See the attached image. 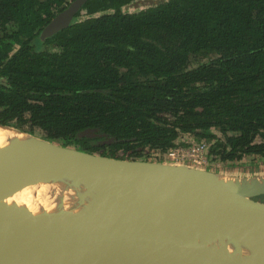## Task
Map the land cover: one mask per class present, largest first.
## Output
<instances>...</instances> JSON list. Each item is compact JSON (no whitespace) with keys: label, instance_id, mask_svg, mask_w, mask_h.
<instances>
[{"label":"trees","instance_id":"1","mask_svg":"<svg viewBox=\"0 0 264 264\" xmlns=\"http://www.w3.org/2000/svg\"><path fill=\"white\" fill-rule=\"evenodd\" d=\"M72 1L0 0L1 126L107 157L203 143L210 167L264 162V0H88L42 38Z\"/></svg>","mask_w":264,"mask_h":264},{"label":"water","instance_id":"2","mask_svg":"<svg viewBox=\"0 0 264 264\" xmlns=\"http://www.w3.org/2000/svg\"><path fill=\"white\" fill-rule=\"evenodd\" d=\"M87 1L70 2L41 37ZM15 131L30 143L0 152V264H264V175L95 155ZM65 187L87 190L80 214L15 203Z\"/></svg>","mask_w":264,"mask_h":264},{"label":"bare ground","instance_id":"3","mask_svg":"<svg viewBox=\"0 0 264 264\" xmlns=\"http://www.w3.org/2000/svg\"><path fill=\"white\" fill-rule=\"evenodd\" d=\"M30 143V138L25 134L10 130L0 126V152H8L15 148V146H25ZM77 200H87V190L81 188L65 187L60 190H53L50 188H43L36 192H29L24 196L15 200V203L27 208H50L55 212L65 211L66 213L78 215L83 207L77 208ZM249 259V256H247Z\"/></svg>","mask_w":264,"mask_h":264},{"label":"built area","instance_id":"4","mask_svg":"<svg viewBox=\"0 0 264 264\" xmlns=\"http://www.w3.org/2000/svg\"><path fill=\"white\" fill-rule=\"evenodd\" d=\"M164 157L172 161H190L198 166H207L206 145L199 143L188 148L175 147L171 149Z\"/></svg>","mask_w":264,"mask_h":264},{"label":"rangeland","instance_id":"5","mask_svg":"<svg viewBox=\"0 0 264 264\" xmlns=\"http://www.w3.org/2000/svg\"><path fill=\"white\" fill-rule=\"evenodd\" d=\"M36 136L40 137V133L36 132ZM207 159V158H206ZM162 161L163 162H169V163H185V164H191V165H196L190 161H172L166 157H162ZM207 167L212 166L211 164H209V161L207 160L206 163ZM212 169H217L219 171H226V170H221L219 168H214V167H210ZM228 174H226V176L228 177H242V176H259V175H264V162L259 163L258 166L256 167H252V166H248L245 169H241V168H236V169H232V170H228L226 171ZM234 175V176H233ZM262 199L264 200V196L262 197Z\"/></svg>","mask_w":264,"mask_h":264},{"label":"flooded vegetation","instance_id":"6","mask_svg":"<svg viewBox=\"0 0 264 264\" xmlns=\"http://www.w3.org/2000/svg\"><path fill=\"white\" fill-rule=\"evenodd\" d=\"M263 197V196H262ZM262 197H261V200H262Z\"/></svg>","mask_w":264,"mask_h":264}]
</instances>
